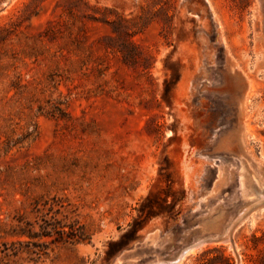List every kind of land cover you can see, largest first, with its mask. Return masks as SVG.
Returning a JSON list of instances; mask_svg holds the SVG:
<instances>
[{"label":"rangeland","instance_id":"1","mask_svg":"<svg viewBox=\"0 0 264 264\" xmlns=\"http://www.w3.org/2000/svg\"><path fill=\"white\" fill-rule=\"evenodd\" d=\"M263 194L264 0H0L7 264H264Z\"/></svg>","mask_w":264,"mask_h":264},{"label":"trees","instance_id":"2","mask_svg":"<svg viewBox=\"0 0 264 264\" xmlns=\"http://www.w3.org/2000/svg\"><path fill=\"white\" fill-rule=\"evenodd\" d=\"M19 236H28L31 240H33V239H35V238H37V237H39V235H36L35 233H32L31 231H22L21 233H17ZM28 243H31V242H28ZM16 244H20V245H25V242H20V241H18V242H16V243H12L11 245H12V247H13V249L10 247V245H9V243L8 242H5V243H3V245H4V249L3 248H1V246H0V254L2 255L1 257H0V264H7L6 262H5V259L7 258V257H11V256H19L20 254H21V252H23V251H21V250H19V249H16Z\"/></svg>","mask_w":264,"mask_h":264},{"label":"bare ground","instance_id":"3","mask_svg":"<svg viewBox=\"0 0 264 264\" xmlns=\"http://www.w3.org/2000/svg\"><path fill=\"white\" fill-rule=\"evenodd\" d=\"M245 188V187H244ZM259 188V187H258ZM248 193V192H247ZM263 193V192H262ZM262 193L260 194V195H262ZM249 194V193H248ZM252 195H254V194H252ZM264 195V194H263ZM251 196V195H250ZM248 197V196H247ZM261 197V196H260ZM262 200H264V197H263V199ZM254 201V200H253ZM252 201V202H253ZM260 201V200H259ZM248 202H250V201H248ZM251 202V203H252ZM257 203V202H256ZM255 203V204H256ZM253 205V204H252ZM246 210V209H245ZM244 210V211H245ZM264 211V210H263ZM241 212V211H240ZM261 212V211H260ZM241 214V213H240ZM262 214H263V212H262ZM253 218V217H252ZM231 229V228H230ZM226 234H228V241L230 242L231 241V239H232V230H230L228 233H226ZM225 234V235H226ZM224 235V236H225ZM225 244V243H224ZM193 248L194 247H190V248H188V249H186L180 256H179V258H178V261L176 262L177 264L179 263L180 264V262L186 257V254H188L189 252H191L192 250H193ZM231 249H233L232 247H231ZM198 250V249H197ZM196 250H194V252H195ZM237 251V250H236ZM196 252H198V251H196ZM177 258V257H176ZM172 259H174V258H172ZM160 260V259H159ZM176 260V259H175ZM164 262V261H163ZM167 262V261H166ZM165 262V263H166ZM156 263V262H155ZM153 264V263H152ZM172 264H173V262H172ZM174 264H175V261H174ZM182 264V263H181Z\"/></svg>","mask_w":264,"mask_h":264},{"label":"water","instance_id":"4","mask_svg":"<svg viewBox=\"0 0 264 264\" xmlns=\"http://www.w3.org/2000/svg\"><path fill=\"white\" fill-rule=\"evenodd\" d=\"M228 239H229V238H228ZM231 242H233L232 239H231ZM201 243H202V241H199V242L197 243V245H199V244H201ZM185 250H186V249H185ZM185 250H184V251H185ZM184 251H183V252H184ZM183 252H182V253H183Z\"/></svg>","mask_w":264,"mask_h":264}]
</instances>
